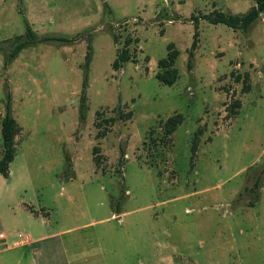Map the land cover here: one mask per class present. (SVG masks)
Here are the masks:
<instances>
[{
	"label": "rangeland",
	"instance_id": "rangeland-1",
	"mask_svg": "<svg viewBox=\"0 0 264 264\" xmlns=\"http://www.w3.org/2000/svg\"><path fill=\"white\" fill-rule=\"evenodd\" d=\"M255 2L0 0V42L27 20L39 36L80 35L30 44L8 69L0 52V158L11 90L14 196L72 228L54 238L72 264H264V13L247 31L202 19L188 66L193 16ZM170 50L174 64L160 66Z\"/></svg>",
	"mask_w": 264,
	"mask_h": 264
},
{
	"label": "trees",
	"instance_id": "trees-1",
	"mask_svg": "<svg viewBox=\"0 0 264 264\" xmlns=\"http://www.w3.org/2000/svg\"><path fill=\"white\" fill-rule=\"evenodd\" d=\"M23 0H20V5ZM264 13V0H256L255 4L252 5L245 12H225L222 10H214L208 13L201 14L199 16H193L192 22L194 24V38L191 45V50L189 52L190 60L188 62V66L191 67V58L194 55V50L198 45L199 38V25L202 19L207 20L211 23H223L233 30H242L247 31L249 28L258 20V18ZM79 36L69 37L60 34H44L43 36H39L36 31L31 27L28 20L26 21V32L22 35H16L5 39L0 42V52L4 54V69H8L9 65L18 57L19 53L28 45L37 43V42H56V43H73L79 39ZM117 40L116 36L114 37ZM88 48L92 50V42L91 39L88 40ZM178 50H170L168 56L160 60L159 65L164 67H170L174 64L177 56ZM91 53L87 56L86 61L83 65V83H82V96L79 108L80 121L85 122L87 117V94L86 89L89 81V68L91 62ZM130 60V55L127 50L118 51L117 59L114 62V68L120 69L122 68L127 61ZM173 77L171 79L164 78L163 80L171 85L176 81L177 70L173 69ZM158 77L160 74L158 73ZM11 90H8V100L6 103L5 114L2 118V128L1 135L4 146L3 156L0 158V174L5 177H8L10 174V163L15 159L17 153V141L16 134H19L21 127L17 124L16 118L13 115L12 111V95ZM131 115V114H130ZM129 116V115H128ZM127 116V117H128ZM183 121V116L180 115L178 117H171L168 119L167 124L169 126V130H175L177 126ZM125 148L123 146L120 147V160L119 163L123 165L125 163ZM262 175H259L253 191L256 188L260 187ZM127 195V190L125 184L122 183V191L121 195L115 203L114 212L116 214L121 213V202ZM250 205H254L253 202Z\"/></svg>",
	"mask_w": 264,
	"mask_h": 264
},
{
	"label": "crops",
	"instance_id": "crops-1",
	"mask_svg": "<svg viewBox=\"0 0 264 264\" xmlns=\"http://www.w3.org/2000/svg\"><path fill=\"white\" fill-rule=\"evenodd\" d=\"M1 6L0 3V11ZM14 160L9 176L0 174V234L5 235L0 239V264H72L70 258L74 256L67 255L63 241L54 239L72 228L58 229L55 219L50 217L51 208H35L19 194L14 196Z\"/></svg>",
	"mask_w": 264,
	"mask_h": 264
},
{
	"label": "built area",
	"instance_id": "built-area-1",
	"mask_svg": "<svg viewBox=\"0 0 264 264\" xmlns=\"http://www.w3.org/2000/svg\"><path fill=\"white\" fill-rule=\"evenodd\" d=\"M5 238V235L4 234H0V239H4Z\"/></svg>",
	"mask_w": 264,
	"mask_h": 264
}]
</instances>
